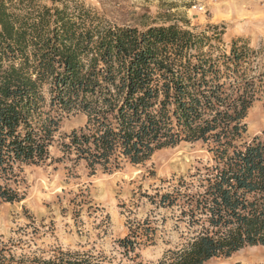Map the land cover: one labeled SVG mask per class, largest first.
<instances>
[{
    "label": "trees",
    "instance_id": "obj_1",
    "mask_svg": "<svg viewBox=\"0 0 264 264\" xmlns=\"http://www.w3.org/2000/svg\"><path fill=\"white\" fill-rule=\"evenodd\" d=\"M222 36L214 26H112L82 0H0V206L24 199L25 169L47 163L64 119L81 115L62 147L91 176L184 143L211 155L166 192L146 194L174 213L179 241L145 261L159 229L132 222L117 264H211L264 247V133L244 140L250 108L264 102V45L223 50ZM15 245L0 248V264H113L61 247L17 257Z\"/></svg>",
    "mask_w": 264,
    "mask_h": 264
},
{
    "label": "rangeland",
    "instance_id": "obj_2",
    "mask_svg": "<svg viewBox=\"0 0 264 264\" xmlns=\"http://www.w3.org/2000/svg\"><path fill=\"white\" fill-rule=\"evenodd\" d=\"M82 1L112 26L142 30L177 25L194 33L214 26L223 32L219 43L223 50H230L236 41L254 49L264 45V0ZM85 123L81 115L66 117L50 149L51 159L25 169L21 187L24 199L0 206V248L13 243L17 244L13 249L17 257H48L61 247L101 254L117 264L126 262L117 242L129 234L130 223L150 218L159 229L158 244L140 253L145 261L159 259L179 241L177 219L171 210H156L146 194L154 195L156 189L166 192L171 180L208 165L211 155L201 143H184L158 151L143 165L124 164L113 174L99 171L91 176L84 164L76 165L74 155H66L62 147L66 136L79 131ZM245 123V142L263 137V101L253 104ZM77 196L81 198L74 202ZM81 201L82 206L78 205ZM211 264H264V247H247L229 259Z\"/></svg>",
    "mask_w": 264,
    "mask_h": 264
}]
</instances>
